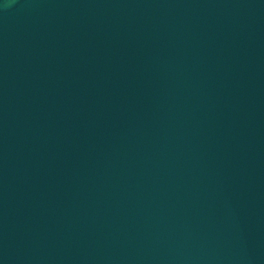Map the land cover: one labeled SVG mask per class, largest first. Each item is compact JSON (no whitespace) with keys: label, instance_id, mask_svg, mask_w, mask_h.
<instances>
[{"label":"water","instance_id":"95a60500","mask_svg":"<svg viewBox=\"0 0 264 264\" xmlns=\"http://www.w3.org/2000/svg\"><path fill=\"white\" fill-rule=\"evenodd\" d=\"M0 264H264V0H0Z\"/></svg>","mask_w":264,"mask_h":264}]
</instances>
